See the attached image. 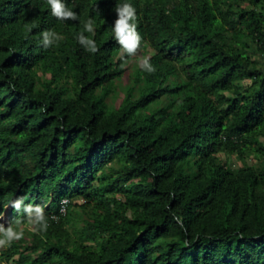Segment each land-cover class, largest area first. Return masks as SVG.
<instances>
[{
  "label": "trees",
  "instance_id": "trees-1",
  "mask_svg": "<svg viewBox=\"0 0 264 264\" xmlns=\"http://www.w3.org/2000/svg\"><path fill=\"white\" fill-rule=\"evenodd\" d=\"M121 2L67 0L61 21L0 0V212L23 197L48 217L0 264H264V0H131L133 57Z\"/></svg>",
  "mask_w": 264,
  "mask_h": 264
},
{
  "label": "clouds",
  "instance_id": "clouds-1",
  "mask_svg": "<svg viewBox=\"0 0 264 264\" xmlns=\"http://www.w3.org/2000/svg\"><path fill=\"white\" fill-rule=\"evenodd\" d=\"M51 9V15L61 21L77 20L78 14L67 6V0H47ZM116 19L112 26L113 37L120 46V50L128 57L136 55L141 47L142 36L137 30V10L131 0H123L115 7ZM95 21L89 18L83 23V31L77 35V40L89 53L99 51L94 39L84 35L89 33L94 35ZM63 37L52 29L42 33L41 43L45 48L52 46ZM143 70L154 72V66L147 58L143 60ZM16 213H23V218L19 215L12 220L7 227L0 224V247H10L13 242L23 238L24 232L21 230L25 223L36 227L37 231H45L48 228V217L45 214L44 206L40 204L25 203L23 197H18L10 201L9 205ZM4 213L0 212V219Z\"/></svg>",
  "mask_w": 264,
  "mask_h": 264
},
{
  "label": "rangeland",
  "instance_id": "rangeland-1",
  "mask_svg": "<svg viewBox=\"0 0 264 264\" xmlns=\"http://www.w3.org/2000/svg\"><path fill=\"white\" fill-rule=\"evenodd\" d=\"M127 83H128V80L126 82H123V84L121 86L122 94H123V91H125V89L127 87ZM250 83H251L250 81H245L244 85L246 87H248L250 85ZM247 161L249 164H254L256 162L255 158H253V157L248 158ZM231 162H233L236 167L242 166V162L236 157V155L232 156ZM10 215H11V211H10V207H9L8 210L6 211L5 215L3 216V218L0 219V224L4 225L6 227L7 221H8V218L10 217ZM2 249L3 248L0 247V251ZM5 264H7V263H5Z\"/></svg>",
  "mask_w": 264,
  "mask_h": 264
},
{
  "label": "built area",
  "instance_id": "built-area-1",
  "mask_svg": "<svg viewBox=\"0 0 264 264\" xmlns=\"http://www.w3.org/2000/svg\"><path fill=\"white\" fill-rule=\"evenodd\" d=\"M69 201L68 200H64L61 205H60V209H59V214L60 215H66L67 213V205H68ZM52 218L54 219H58L57 215H53Z\"/></svg>",
  "mask_w": 264,
  "mask_h": 264
}]
</instances>
